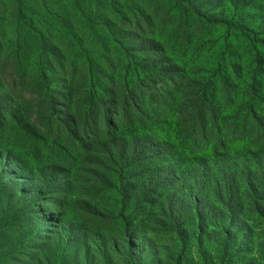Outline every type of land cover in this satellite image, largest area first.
<instances>
[{"label": "trees", "instance_id": "16d2710c", "mask_svg": "<svg viewBox=\"0 0 264 264\" xmlns=\"http://www.w3.org/2000/svg\"><path fill=\"white\" fill-rule=\"evenodd\" d=\"M175 1L203 25L240 27L195 0ZM135 23L118 38L126 50L119 70L74 33L72 56L56 49L55 64L43 61L32 79L23 73L35 88L28 111L8 86L0 91V181L22 245L68 264L97 254L140 258L159 225L177 242H205L214 233L215 242H264V98L221 121L217 95L183 92L195 78ZM54 65L57 81L47 68ZM255 81L261 89L262 78ZM164 115L171 135L158 130ZM66 197L73 217L62 209Z\"/></svg>", "mask_w": 264, "mask_h": 264}, {"label": "rangeland", "instance_id": "374dc122", "mask_svg": "<svg viewBox=\"0 0 264 264\" xmlns=\"http://www.w3.org/2000/svg\"><path fill=\"white\" fill-rule=\"evenodd\" d=\"M195 2L208 15L233 21L240 27L203 25L175 0H0V91L8 86L20 107L28 111V93L35 88L23 83V73L32 79L43 61L49 65L47 60H56L52 53L61 52L65 59L68 53L72 56L77 52L72 41L74 33L85 40L101 63L119 70L125 64L126 50L117 43L118 38L134 31L138 19L144 33L159 38L167 52L195 78L183 92L195 89L200 96L216 94V114L223 122L231 115L248 113L253 103L264 98V70L256 60L257 49L264 55V43L260 41L264 34V0ZM114 22L121 31L112 26ZM47 68L57 81L60 74L53 71L58 66ZM259 77L261 89L255 87ZM11 79L16 80L15 86ZM236 95L243 101H236ZM177 109L179 105L174 106ZM169 118L164 115L159 120V132L172 134ZM27 152L34 158L33 149ZM4 190L0 181V264H62L61 257L53 252L35 256L32 249L24 248L16 215L8 209L11 200ZM48 208L55 210L52 205ZM62 209L73 217L69 197ZM187 220L193 221L190 215ZM160 226L140 258L97 254L68 264H264V242H255L253 237H248V242H215L214 233L205 242H197L194 237L189 242H177Z\"/></svg>", "mask_w": 264, "mask_h": 264}]
</instances>
